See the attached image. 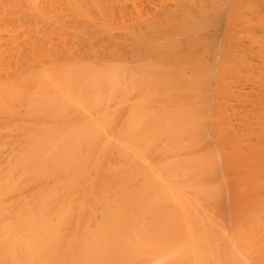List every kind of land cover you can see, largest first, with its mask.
Listing matches in <instances>:
<instances>
[{
    "label": "bare ground",
    "instance_id": "obj_1",
    "mask_svg": "<svg viewBox=\"0 0 264 264\" xmlns=\"http://www.w3.org/2000/svg\"><path fill=\"white\" fill-rule=\"evenodd\" d=\"M0 264H264V0H0Z\"/></svg>",
    "mask_w": 264,
    "mask_h": 264
}]
</instances>
